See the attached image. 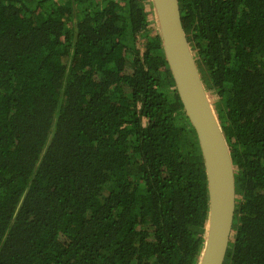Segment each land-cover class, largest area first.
<instances>
[{
    "label": "trees",
    "instance_id": "trees-1",
    "mask_svg": "<svg viewBox=\"0 0 264 264\" xmlns=\"http://www.w3.org/2000/svg\"><path fill=\"white\" fill-rule=\"evenodd\" d=\"M178 3L234 165L223 264H264V0ZM154 19L0 0V264H197L206 173Z\"/></svg>",
    "mask_w": 264,
    "mask_h": 264
},
{
    "label": "water",
    "instance_id": "water-1",
    "mask_svg": "<svg viewBox=\"0 0 264 264\" xmlns=\"http://www.w3.org/2000/svg\"><path fill=\"white\" fill-rule=\"evenodd\" d=\"M149 1L170 74L196 132L204 162L208 211L197 264H223L231 239L236 198L230 150L183 29L178 0Z\"/></svg>",
    "mask_w": 264,
    "mask_h": 264
}]
</instances>
